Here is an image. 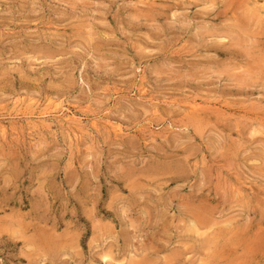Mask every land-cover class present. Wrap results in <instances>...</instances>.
Here are the masks:
<instances>
[{
    "label": "rangeland",
    "instance_id": "obj_1",
    "mask_svg": "<svg viewBox=\"0 0 264 264\" xmlns=\"http://www.w3.org/2000/svg\"><path fill=\"white\" fill-rule=\"evenodd\" d=\"M263 6L0 0V264H264Z\"/></svg>",
    "mask_w": 264,
    "mask_h": 264
},
{
    "label": "bare ground",
    "instance_id": "obj_2",
    "mask_svg": "<svg viewBox=\"0 0 264 264\" xmlns=\"http://www.w3.org/2000/svg\"><path fill=\"white\" fill-rule=\"evenodd\" d=\"M256 1V0H255ZM260 6V5H259ZM254 8V7H253ZM263 8H264V6H263ZM258 13V12H257ZM263 15V14H262ZM264 16V15H263Z\"/></svg>",
    "mask_w": 264,
    "mask_h": 264
}]
</instances>
